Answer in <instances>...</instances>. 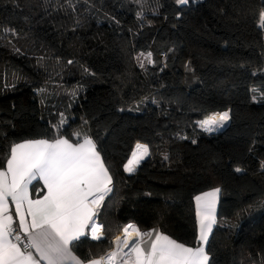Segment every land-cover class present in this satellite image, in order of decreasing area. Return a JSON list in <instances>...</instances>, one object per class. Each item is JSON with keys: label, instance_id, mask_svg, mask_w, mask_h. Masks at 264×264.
Masks as SVG:
<instances>
[{"label": "trees", "instance_id": "obj_1", "mask_svg": "<svg viewBox=\"0 0 264 264\" xmlns=\"http://www.w3.org/2000/svg\"><path fill=\"white\" fill-rule=\"evenodd\" d=\"M262 9L264 0H0V168L12 144L53 139L64 119L59 134L89 135L113 177L97 214L105 238L76 242L82 259L109 251L128 222L194 245V197L218 187L212 264H264ZM226 110L223 130L199 126ZM136 142L151 155L128 174Z\"/></svg>", "mask_w": 264, "mask_h": 264}, {"label": "snow or ice", "instance_id": "obj_2", "mask_svg": "<svg viewBox=\"0 0 264 264\" xmlns=\"http://www.w3.org/2000/svg\"><path fill=\"white\" fill-rule=\"evenodd\" d=\"M177 3L184 4L187 0ZM142 15V11L137 12L138 18ZM259 26L264 28V9L260 12ZM144 59L154 63L151 53ZM140 66L144 67L143 60ZM260 98L264 99V95ZM229 118V111H222L206 116L198 124L211 133L224 127ZM67 123L61 119L53 126L57 131L53 139L12 144L6 167L0 168V264H85L73 253L72 246L88 229L93 240L105 238L104 226L96 217L105 197L113 190V177L89 135L73 132L77 138L74 143L59 134ZM150 155L149 146L137 142L123 170L133 173ZM164 159H168L167 155ZM261 168L264 169V162ZM34 181H42L47 190L37 199L29 194ZM220 191L215 188L194 198L196 247L186 246L159 229L141 231L130 222L111 242L114 244L111 250L88 259L86 264H212L207 244L217 223ZM10 204L15 206L18 228Z\"/></svg>", "mask_w": 264, "mask_h": 264}, {"label": "crops", "instance_id": "obj_3", "mask_svg": "<svg viewBox=\"0 0 264 264\" xmlns=\"http://www.w3.org/2000/svg\"><path fill=\"white\" fill-rule=\"evenodd\" d=\"M35 139H47V138H35ZM26 140H33V139H26ZM23 141H25V140H22V141H20V142H17V143H21V142H23ZM137 143V142H136ZM141 143V142H140ZM143 144H145V143H143ZM10 156V155H9ZM4 167H6V163H5V166ZM3 167V168H4ZM38 183L35 187H36V189L38 190L39 188H42V192H41V194L40 195H33V193H32V186L34 185V183ZM215 188H218V187H213V188H210V189H208V190H205V191H203V192H201V193H199V194H197V195H200V194H202V193H205V192H208V191H211L212 189H215ZM47 190L43 187V182L42 181H34L33 182V184L32 185H30L29 186V194H30V196H31V198L32 199H37V198H39L44 192H46ZM196 195V196H197ZM195 196V197H196ZM194 197V198H195ZM219 199H220V193L218 194V199H217V203H216V213H217V209H218V204H219ZM194 207H195V211H196V202H195V199H194ZM10 211L13 213V216H14V221H15V226L16 227H18V218H16L15 217V206L14 205H12V204H10ZM216 219H217V216H216ZM96 220H97V217H96ZM97 222H98V220H97ZM101 224V223H100ZM87 231L88 230H86V235L84 236V237H87ZM198 233V228H197V221H196V234ZM165 234V233H164ZM167 235V234H166ZM116 237V236H115ZM172 238V237H171ZM174 239V238H173ZM110 243H111V241H110ZM181 243V242H180ZM185 244V243H184ZM112 245V244H111ZM186 246H189V247H196L197 246V242L194 244V245H190V244H185ZM113 247H114V245H112ZM112 247V248H113ZM111 250V249H110ZM72 251H73V253L77 256V257H79L82 261H84L85 262V264H86V261L88 260H84V259H82L74 250H73V248H72ZM33 252H34V250H33ZM97 257H99V256H97ZM91 258H96V257H91Z\"/></svg>", "mask_w": 264, "mask_h": 264}, {"label": "bare ground", "instance_id": "obj_4", "mask_svg": "<svg viewBox=\"0 0 264 264\" xmlns=\"http://www.w3.org/2000/svg\"><path fill=\"white\" fill-rule=\"evenodd\" d=\"M225 127H222V128H220V129H218V130H216V131H219V130H223ZM136 144V143H135ZM135 144H134V146H135ZM134 146H133V148H134ZM133 148H132V150H133ZM132 152V151H131ZM131 154V153H130ZM130 157V156H129ZM128 160V159H127ZM127 162V161H126ZM129 174V173H128ZM130 222H128L127 224H129ZM131 223H134V222H131ZM127 224H125V225H127ZM134 224H136V223H134ZM124 225V226H125ZM123 229V228H122ZM122 234V230L116 235V236H118V235H121Z\"/></svg>", "mask_w": 264, "mask_h": 264}, {"label": "built area", "instance_id": "obj_5", "mask_svg": "<svg viewBox=\"0 0 264 264\" xmlns=\"http://www.w3.org/2000/svg\"><path fill=\"white\" fill-rule=\"evenodd\" d=\"M98 223H100V222H98ZM18 228V227H17ZM105 236V235H104ZM87 238L88 239H90V240H93L92 238H91V232H90V229H88V231H87ZM113 239H114V237L110 240L111 242L113 241ZM94 241H96V240H94ZM112 244V243H111ZM113 245V244H112Z\"/></svg>", "mask_w": 264, "mask_h": 264}, {"label": "water", "instance_id": "obj_6", "mask_svg": "<svg viewBox=\"0 0 264 264\" xmlns=\"http://www.w3.org/2000/svg\"><path fill=\"white\" fill-rule=\"evenodd\" d=\"M226 111H229V117H230V110H226ZM230 119V118H229ZM229 125V121L225 124V126L224 127H227ZM219 131H221V130H219ZM214 132H218V131H214ZM133 148V147H132ZM132 151V150H131ZM131 153V152H130ZM130 156V155H129ZM129 158V157H128ZM127 158V159H128ZM127 161V160H126ZM126 163V162H125ZM125 172V171H124ZM126 173V172H125ZM105 237V236H104ZM102 239H104V238H102ZM101 239V240H102Z\"/></svg>", "mask_w": 264, "mask_h": 264}, {"label": "rangeland", "instance_id": "obj_7", "mask_svg": "<svg viewBox=\"0 0 264 264\" xmlns=\"http://www.w3.org/2000/svg\"><path fill=\"white\" fill-rule=\"evenodd\" d=\"M145 56H146V54L141 55V57H143V58H144ZM203 130H204V129H203ZM206 132H207V131H206Z\"/></svg>", "mask_w": 264, "mask_h": 264}]
</instances>
